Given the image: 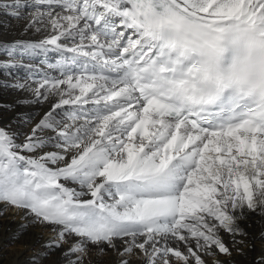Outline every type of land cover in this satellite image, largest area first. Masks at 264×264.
Instances as JSON below:
<instances>
[{
  "label": "snow or ice",
  "instance_id": "6c2138e0",
  "mask_svg": "<svg viewBox=\"0 0 264 264\" xmlns=\"http://www.w3.org/2000/svg\"><path fill=\"white\" fill-rule=\"evenodd\" d=\"M0 15L35 35L0 42V73H25L0 80L20 93L0 104V244L26 264H264V0Z\"/></svg>",
  "mask_w": 264,
  "mask_h": 264
},
{
  "label": "bare ground",
  "instance_id": "6f19581e",
  "mask_svg": "<svg viewBox=\"0 0 264 264\" xmlns=\"http://www.w3.org/2000/svg\"><path fill=\"white\" fill-rule=\"evenodd\" d=\"M17 39H35L34 34H29L24 36L18 30V22L13 20L11 17L0 15V42L11 43ZM0 58H3L0 56ZM19 58V57H17ZM56 53H49L45 59V67L47 70V65L55 64L57 59ZM42 58H35L34 60H28L24 58L25 63H39ZM25 73L23 70H17L13 76H5L0 73V80H11V79H23ZM20 93L14 92L10 89L0 88V104H10L14 102L16 97ZM41 106L36 105L32 107H22L18 108L17 111L23 112H36L40 109ZM13 115L11 112H0V119H7ZM17 131L23 132V127H18ZM12 217L6 215L3 218H0V232H4L5 229H14L15 223H12ZM15 221L19 222V217H15ZM36 231H39L38 229ZM7 235L6 232H4ZM46 234V233H45ZM23 253V254H22ZM92 259L95 261L96 257L93 255ZM224 259V257H221ZM27 254L23 252V247L18 243H11L7 240H4L3 244H0V264H26Z\"/></svg>",
  "mask_w": 264,
  "mask_h": 264
}]
</instances>
